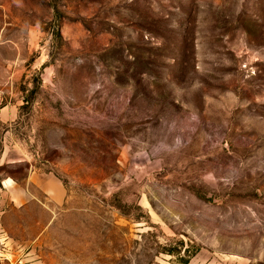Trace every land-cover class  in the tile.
<instances>
[{"label":"rangeland","instance_id":"1","mask_svg":"<svg viewBox=\"0 0 264 264\" xmlns=\"http://www.w3.org/2000/svg\"><path fill=\"white\" fill-rule=\"evenodd\" d=\"M31 165L62 212L0 264H264V0H0V183Z\"/></svg>","mask_w":264,"mask_h":264},{"label":"crops","instance_id":"2","mask_svg":"<svg viewBox=\"0 0 264 264\" xmlns=\"http://www.w3.org/2000/svg\"><path fill=\"white\" fill-rule=\"evenodd\" d=\"M66 196V188L58 177L31 165L24 182L7 178L1 181L0 204L7 203L1 210V225L13 237L24 236L22 242L33 243L61 214Z\"/></svg>","mask_w":264,"mask_h":264}]
</instances>
